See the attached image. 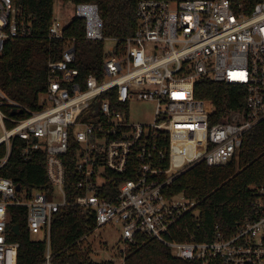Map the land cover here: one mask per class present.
Here are the masks:
<instances>
[{"label": "built area", "instance_id": "2783aa9c", "mask_svg": "<svg viewBox=\"0 0 264 264\" xmlns=\"http://www.w3.org/2000/svg\"><path fill=\"white\" fill-rule=\"evenodd\" d=\"M136 16L134 34L109 38L115 45L104 50L101 76L81 77L71 40L61 59L48 64L39 108H25L0 90V264H17L12 208L26 209L27 229L44 235L45 264H51L52 220L69 206L88 212L95 230L120 228V264L139 236L180 260L264 264V186L254 190V219L231 233L216 226L210 241L196 237L198 204L168 194L197 164L231 162L244 135L264 120V0H142ZM75 17L86 20L87 40H107L96 4L75 5ZM66 26L54 15L49 38L63 39ZM31 35V22L13 1L0 0V56L8 40ZM201 79L243 87L244 106L210 124L205 103L195 97ZM135 102L155 105L152 122L130 120ZM15 152L24 161L44 153L50 192L22 188L1 174ZM68 163L76 175L73 199Z\"/></svg>", "mask_w": 264, "mask_h": 264}, {"label": "trees", "instance_id": "16d2710c", "mask_svg": "<svg viewBox=\"0 0 264 264\" xmlns=\"http://www.w3.org/2000/svg\"><path fill=\"white\" fill-rule=\"evenodd\" d=\"M12 1L20 9V15L31 22L32 35L8 40L0 56V90L7 98L31 110L39 108V95L46 89L48 64L61 59L71 40H75V67L80 70L81 77L86 79L89 75H102L105 41L86 39L85 19L74 17L64 29V38L52 40L48 32L57 0ZM61 1L73 5L96 4L106 39L127 38L138 28L136 10L142 0ZM245 96L243 87L209 79H201L195 85V97L205 103L210 124L222 121L230 110L242 108ZM66 165V190L69 198L73 199L78 194L74 165ZM1 174L31 191L51 190L45 171L44 153L24 161L15 152ZM260 186H264V120L244 135L242 146L231 162L219 167L208 166L205 162L197 164L173 183L168 194H184L198 204L201 226L196 237L198 240L210 241L216 226L222 232L231 233L238 225L254 219V190ZM10 215L11 240L19 243L17 264H45L46 241L34 240L30 235L26 209L12 208ZM14 225L19 226L20 235L11 230ZM95 228L94 218L84 209L75 206L62 208L51 224V264H97L92 261L91 250L84 243ZM124 264L201 263L177 259L167 246L139 236L137 244L126 252Z\"/></svg>", "mask_w": 264, "mask_h": 264}, {"label": "rangeland", "instance_id": "374dc122", "mask_svg": "<svg viewBox=\"0 0 264 264\" xmlns=\"http://www.w3.org/2000/svg\"><path fill=\"white\" fill-rule=\"evenodd\" d=\"M55 16L63 18V24L68 25L75 17V5L63 3L61 0L55 2ZM106 51L115 45V42L107 39L104 42ZM155 105L148 102H135L131 106L130 120L139 123H150L153 121ZM53 201H59L53 199ZM34 240H43L44 235L39 234L32 236ZM122 235L118 226L108 225L93 231L85 238V245L91 250V259L97 264H120V253L122 248ZM83 244V243H82ZM84 245V244H83Z\"/></svg>", "mask_w": 264, "mask_h": 264}, {"label": "water", "instance_id": "95a60500", "mask_svg": "<svg viewBox=\"0 0 264 264\" xmlns=\"http://www.w3.org/2000/svg\"><path fill=\"white\" fill-rule=\"evenodd\" d=\"M20 113H23V112H20ZM16 114H17L16 111H14V112L12 113V115H16ZM17 189L20 190V186H18ZM12 230H13V232H14L15 234L20 235V230H19V226H18V225H14V226L12 227Z\"/></svg>", "mask_w": 264, "mask_h": 264}]
</instances>
